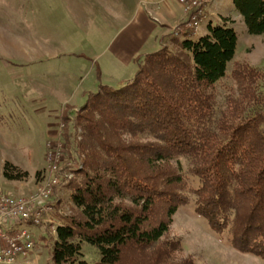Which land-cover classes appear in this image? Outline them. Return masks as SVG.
<instances>
[{
	"label": "trees",
	"instance_id": "obj_1",
	"mask_svg": "<svg viewBox=\"0 0 264 264\" xmlns=\"http://www.w3.org/2000/svg\"><path fill=\"white\" fill-rule=\"evenodd\" d=\"M233 5L250 35L264 34V0ZM171 41L179 51L163 46L138 57L132 80L101 85L78 110L85 168L62 185L78 213L57 227L50 264H194L177 261L182 242L169 238L189 201L173 164L179 158L190 160L200 182L196 212L214 232L229 233L236 250L264 258V70L235 62L238 94L215 117V88L237 54L236 29L210 24L200 39ZM84 244L98 250V261L85 259Z\"/></svg>",
	"mask_w": 264,
	"mask_h": 264
},
{
	"label": "rangeland",
	"instance_id": "obj_2",
	"mask_svg": "<svg viewBox=\"0 0 264 264\" xmlns=\"http://www.w3.org/2000/svg\"><path fill=\"white\" fill-rule=\"evenodd\" d=\"M71 3V0H0L2 192L27 197L36 191L47 173L46 152L49 140L61 138L65 145L66 161L72 160L77 165L76 172L85 168L83 157H79L76 146V140L81 138L83 130L76 124L78 110L74 108L72 93L74 90L75 94L80 92L78 97H83L86 103L91 93H96L101 85L109 86L112 82L104 80L99 70L97 79L81 78L85 70L81 73L83 67L76 64L85 62V53L89 57L94 56L89 52L91 47L83 45L89 42L88 37L85 38L88 34L84 32L87 26L72 13ZM230 6L234 8L233 0H228L225 5L226 8ZM91 17L93 18L92 15ZM103 23L98 16L92 19L91 25L98 28ZM236 31L239 37L237 57L229 64L226 78L215 88V117H219V113L225 110L227 98L238 94L237 84L232 78L235 62H246L264 70V34L250 35L242 21L236 23ZM79 39H83V43ZM78 43L81 44L77 45ZM169 47L179 51L176 44L170 42ZM57 60H60L61 66L58 68L59 77L51 78L56 71L52 67ZM94 81L99 82L96 92L92 91L97 86H91V91L89 88ZM54 89L68 93V109L61 98L57 100V97L51 96ZM129 138L132 139L127 135L128 140ZM141 139L143 143L150 142L147 138ZM173 164L179 167L187 181L184 193L189 199L174 215L169 233L170 239H180L182 242V250L176 253L177 261L192 258L194 264H264V258L241 253L232 247L229 233L218 234L213 231L208 220L196 212L193 191L199 187L200 182L191 173L190 160L179 158ZM5 171L12 176H20L21 179L10 180L5 177ZM55 203L56 213L53 224L49 227L34 226L27 222L20 224V227L29 229L35 235L38 247L36 253H32L34 255L14 264H50L57 227L63 223V218L78 213L67 185L57 190ZM52 226L56 228L53 229ZM82 252L91 263L100 258L98 250L88 244L83 245Z\"/></svg>",
	"mask_w": 264,
	"mask_h": 264
},
{
	"label": "crops",
	"instance_id": "obj_3",
	"mask_svg": "<svg viewBox=\"0 0 264 264\" xmlns=\"http://www.w3.org/2000/svg\"><path fill=\"white\" fill-rule=\"evenodd\" d=\"M71 1L70 10L87 26L84 32L88 34L85 38L88 37L89 42L85 41L86 44L83 45L91 47L89 52L94 56L89 57V54L85 53L86 55L83 54L86 56L83 57L85 62L76 64L83 67L81 73L85 70V74L81 75V78L83 80L90 78L93 80L96 77L97 79L99 70L104 80L107 79L112 82L108 84L111 87L120 86L122 83L132 80L138 71L136 59L140 56L157 52L163 46H169L170 42L172 43L171 40L174 38L172 35L173 29L186 19L183 7L178 0ZM227 1L220 0L210 6L207 22L203 24L198 34L191 38L200 39L206 36L210 24L218 25L225 23L235 29L237 22L242 21L244 25L243 17L234 8L232 9L231 6L230 8L225 7ZM91 15L93 18L99 16L104 23L98 28L94 25L93 27L91 25L93 19ZM87 23H90V25ZM183 39L185 38L182 37ZM79 40L83 43V39ZM57 61L58 64L55 63L52 67L56 71L51 78L59 77L58 68L61 66L59 64L60 60ZM97 64H99L98 68ZM98 84V81L91 82L89 85L90 91L91 86L93 88L97 86L92 91L96 92ZM38 86L41 87L40 85ZM63 92L65 93L64 90ZM64 93L54 89L51 96L57 97V100L61 98L66 104L64 106L68 109L70 98L68 97V93ZM79 94L80 92L75 94V90L72 93L75 110H79L85 103L83 97H78ZM72 110L74 111V109Z\"/></svg>",
	"mask_w": 264,
	"mask_h": 264
},
{
	"label": "built area",
	"instance_id": "obj_4",
	"mask_svg": "<svg viewBox=\"0 0 264 264\" xmlns=\"http://www.w3.org/2000/svg\"><path fill=\"white\" fill-rule=\"evenodd\" d=\"M186 19L172 32L175 38H191L198 34L208 20L212 4L220 0H178ZM64 127V125H62ZM64 142H47V173L31 195L15 196L0 191V264H14L30 256L38 247L35 235L20 224L49 227L56 213V192L63 183L73 179L77 165L66 161ZM53 229L56 226H52Z\"/></svg>",
	"mask_w": 264,
	"mask_h": 264
}]
</instances>
